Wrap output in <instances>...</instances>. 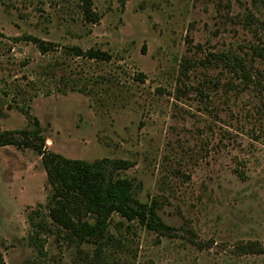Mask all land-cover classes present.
<instances>
[{
    "label": "rangeland",
    "instance_id": "rangeland-1",
    "mask_svg": "<svg viewBox=\"0 0 264 264\" xmlns=\"http://www.w3.org/2000/svg\"><path fill=\"white\" fill-rule=\"evenodd\" d=\"M81 5L0 0V136L126 161L117 176L167 229L112 213L104 238L73 236L43 207L40 155L0 145V264H264V0H90L94 20Z\"/></svg>",
    "mask_w": 264,
    "mask_h": 264
},
{
    "label": "trees",
    "instance_id": "trees-1",
    "mask_svg": "<svg viewBox=\"0 0 264 264\" xmlns=\"http://www.w3.org/2000/svg\"><path fill=\"white\" fill-rule=\"evenodd\" d=\"M89 4L90 0H82V10L94 20L95 15L91 12ZM30 38L32 42H37L36 39H32L33 37ZM38 47L41 51L46 50L44 45L38 44ZM70 51L75 56L88 59L109 58L105 51L99 49L81 50L77 46H71ZM219 56L241 80L246 83L254 82L248 78L245 66L238 56H228L224 53ZM22 134L23 137L18 140L9 131L7 135L0 136V145L19 144L32 147L40 155L50 189L43 207L51 224L79 239L87 236L93 240L104 238L103 231L112 213L127 221L135 220L147 229L155 231L167 229L152 206L138 201L132 195L129 179L117 176L118 171L128 166L126 161L106 157L94 161L64 157L51 151H44V139L36 135V131H23ZM80 214L89 215L92 223L82 221L76 224L71 215Z\"/></svg>",
    "mask_w": 264,
    "mask_h": 264
}]
</instances>
